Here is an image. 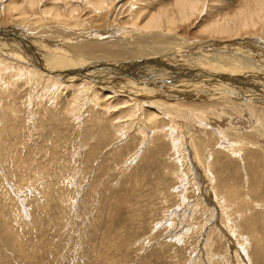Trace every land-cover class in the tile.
<instances>
[{
  "label": "rangeland",
  "instance_id": "374dc122",
  "mask_svg": "<svg viewBox=\"0 0 264 264\" xmlns=\"http://www.w3.org/2000/svg\"><path fill=\"white\" fill-rule=\"evenodd\" d=\"M88 1L0 0L6 22L0 23V29L22 30L21 38L47 41L50 53H57L58 45L86 61L83 65L93 59L141 66L146 60H161L160 50L150 51L155 56L141 54L146 51L141 44L155 33L140 26L144 18L173 6L176 0ZM260 4L264 7V0H203L191 18L182 21L178 16L162 36L184 38L179 42L190 52L184 60H198L195 66L201 67V73L194 74L208 75L214 81L212 74L217 69L210 70V62L199 60L197 56L203 53L197 55L194 49L214 42L229 46L228 41L235 38L256 37L257 42L260 37L263 41L264 8L260 10ZM245 10L258 16L254 17L259 22L238 37L206 31L222 18ZM257 44L247 48L249 59L264 65V45ZM115 45L128 50L121 48L120 56L110 54ZM134 50L135 57L130 54ZM4 62L0 60V264H264V137L253 129L257 121L247 110L246 117L235 116L229 107L231 113H226L222 128L232 141L244 135L249 149L234 156L220 151L216 139L203 136L194 125L187 134L193 149H188L182 145V131L188 127L181 117L172 119L180 126L150 119L147 116L155 109L138 105L144 102L142 96L109 92L88 77L68 83L50 73L52 82L49 76L41 78L11 66L10 60ZM153 69L160 70L158 66ZM56 80L74 87H56ZM259 82L264 85V75ZM143 83L157 87L154 79ZM207 91H181L182 98L178 95L172 102L161 95L153 100L177 103L183 109L204 108L218 117L225 111L218 104L221 99ZM126 100L131 102L125 105ZM136 104L140 106L136 116L125 111ZM263 110L261 105L254 109L264 116ZM226 137L225 143L229 141ZM234 228L238 233H233Z\"/></svg>",
  "mask_w": 264,
  "mask_h": 264
},
{
  "label": "bare ground",
  "instance_id": "6f19581e",
  "mask_svg": "<svg viewBox=\"0 0 264 264\" xmlns=\"http://www.w3.org/2000/svg\"><path fill=\"white\" fill-rule=\"evenodd\" d=\"M57 1H59V0H57ZM87 1L88 0H86V2ZM94 1H96V0H93V4H94ZM106 1H109V0H106ZM202 1L203 0H201V1L200 0H176V2L174 3L173 6L167 8V9H164V10H162L160 12L152 13L151 16H149L148 18H144L145 21L143 20V24L141 23L142 25L140 26V28L145 29V30L147 29V31H145V32H148V33L154 32L155 35L150 36V38H148V43H142L141 44V46L144 49H146L145 52L141 51V52H143L141 54H148L149 56H153V55L155 56V54L153 52H150V51H158V50H160L158 55L160 57L161 56L162 57H161V60H159V61H157V60L156 61L155 60L149 61V60L145 59L146 60V61H144L145 65L143 64L142 66L139 65V63L137 65L135 63H131V62L127 64L126 62H122V61L118 62V60H116V61L109 60L107 62L105 59H101V61H94V59H93V61L90 60L89 64L83 65L82 63H85L86 61L81 60L80 58L76 59L72 55L70 56L71 53H66L67 49H64V48H61V47L59 48V46L56 45L57 48H58L57 53H55V50L52 53H50L51 52L50 50H52V49L47 50L46 49L47 47L45 46V45H48L47 41L46 42H42L43 40L42 41H36L35 40L33 42V41H30V38H28V37L21 38L18 35L20 33H22L21 32L22 30L19 31V32H15L12 28L6 29V27H4L5 29H0V60L3 61V62L5 61L4 63H7V64H8L7 61L10 60L11 63L13 64L11 66L17 65V67L19 66L21 69L24 68V70H28V72L37 73L38 76H40L41 78H45V77L49 76L48 74L51 73V74H56L63 81H68V83L69 82L73 83L76 80H81L82 78H85V80H87L86 77H88L90 80L92 79V82L94 81V82L98 83V85H100V87H102V89H106L109 92H117V93L127 92V93L130 94V96L131 95L132 96H142L144 98V102H142V103L138 102L139 103L138 105H140V104H142L144 106L147 105L149 108L155 109L154 112L148 114L147 117H149V118L152 117L150 119L161 120L160 121L161 123L167 121L166 123L170 124L171 126H173V125L174 126H180V123H178V121H177L178 120L177 117H181V119L183 120L184 124H186V128L188 127L186 132L182 131V133L184 134V136L182 138V142L183 143L181 142L183 146L187 147L188 149H189V147L192 148V143L193 142L191 143V140L189 139V137L187 138V134H188V131H191L190 129L194 125L196 127V130H198V128H201V130L199 129V132L203 136L207 137L208 135H211L212 137H214L216 139L217 142H216L215 146L216 147L218 145L220 146V149H218V150L222 151L224 149L226 152H228L232 156L238 155L243 150L249 149L248 146H249L250 142L245 140V136L244 135H242L240 137L242 139H244L245 141L242 140L239 137H238V140L234 139L236 141H232V139H231L232 137L231 138L226 137L227 133L222 128L223 127L222 124H223V122H225V119L227 118L226 117L227 116L226 113H228V111L231 110L229 107H231V108H233V110H235V113H234L235 116H236V114H239V116H244L245 113H246L245 110H247L248 111V115L250 113L251 117L257 121V124H255L253 129L259 135L264 137V123H263V121H264L263 117L264 116H262L260 113L257 114L254 111V109H256L257 106H260V105L264 108V85H262L263 83L259 82V78L263 77V75H264V73H263L264 72V65L260 64L259 61H257V60L249 59V52H248V49H247L248 47L250 48L253 44L258 45L257 42L264 45V40L263 41H259L260 37H257V38H259L257 40V42H256V37H254L255 38L254 40L248 39L247 41H243L244 39L242 40V39L235 38L232 41H228L229 42L228 44H230L229 46H222L220 44V42H218V43L214 42L216 44H213L211 42L209 44H213V45H208V47H206V46L203 47L202 46L203 48H196V49H194V47H193L194 51L196 50V54H197V51H198L197 55H199V53H203V54H201L202 56L201 55L199 56L200 58L197 56V58L199 60H202V62H204V61L208 62V63L210 62V65L208 64L210 66L209 69L211 70V67L212 68L214 67L215 69H217V71L220 72V74L219 73L216 74L217 71H216V73L212 74V78L216 77V79H214L215 82L212 81L210 79V77H208V75H207V77L206 76L205 77L204 76L201 77V76L195 75L194 73L197 74L198 72H200L199 70L201 69V67L198 68V67L195 66L196 61H198L196 59L195 60L194 59H192V60L191 59L190 60H186L185 59L184 60L186 55H189L190 52L187 50L189 48H186L183 43H182L183 44L182 45L181 42H179L182 38L178 41L175 38L163 37L162 35L166 33V31H164V28H167V30H171L172 29V28H168V26H174L177 23V17L178 16H179V18L181 17L182 21H185V20L191 18L198 10H200V6H201ZM59 3L60 2H58V5H60ZM91 3H92V1H91ZM34 4L35 3H33L32 6H34ZM96 4H97V1H96ZM99 6L101 7L102 5H99ZM253 6H252V8H253ZM260 6H261L260 10H263L264 7L261 4H260ZM77 7H75L76 10H77ZM59 9H61V8H59ZM21 11H24V10H21ZM68 11H69V9H68ZM19 13H21V12H19ZM72 13H73V11H72ZM250 13L251 12H246V10H245L244 13L242 12L241 14L239 13V14L236 15V13H235L234 16H231V17H227L226 16L225 18H222L221 22L220 21L218 23L216 22L210 28H206V31L209 32L210 35L219 34V35H223V36L229 35V36H232V37H238V35H241L245 29H249L250 27H252L254 25L257 26V23L259 21L256 22L257 21L256 18L258 16L256 17L253 13L252 14H250ZM0 14H1L0 23H3V22L6 23L4 21V14L2 13V11L0 12ZM51 15L52 14L50 13V15H47V16H51ZM72 15L73 14H71V16ZM258 15H260V14H258ZM57 17H59V16H57ZM26 18H27V16H26ZM82 21H84V20H82ZM138 21H139V19L137 20V22ZM79 26H81V24ZM23 27H26V23H25V26H23ZM137 28H139V27H137ZM65 29H66V27H65ZM117 29H116V31H117ZM23 30L25 31L26 29H23ZM16 31H17V29H16ZM100 31H102V30H100ZM121 31H122V29H121ZM142 31H144V30H142ZM29 33H31V31ZM98 34H100V33H98ZM28 35L30 36L31 34H28ZM95 36L97 37V35H95ZM104 36L106 37V35H104ZM164 36H166V35H164ZM15 37H20V39L17 40V39H15ZM99 37H101V36H99ZM4 38L5 39H9V41H7V42L4 41L5 42L4 43L3 42ZM37 38H38V36H37ZM91 38H92V36H91ZM183 39H182V41H184ZM60 40H62V38ZM15 41H17V42H15ZM211 41H213V39ZM56 44H57V42H56ZM132 45H134V44H132ZM204 45H206V44H204ZM56 46H54V49L56 48ZM60 46H62V45H60ZM121 48L122 49H126V48H124L123 46H120V45L113 46L109 50V51H112V53H110V54L116 53L118 56H120L121 52H119V51L123 52V50ZM208 48H210V49H208ZM258 49H260V48H258ZM59 50H61V52H59ZM126 50H128V49H126ZM83 51H85V50H83ZM194 51H192V52L194 53ZM73 53H74V51H73ZM136 53L137 52H135V50H134V52L133 51L130 52V54H132L133 57H135ZM229 53H231L234 56L233 59L230 58V57H232V55L229 54ZM75 54H76V52H75ZM78 55H80V54H78ZM126 57L127 56H125V58H123V59H126ZM2 58H4V60ZM143 58H145V57H143ZM146 58H150V57H146ZM109 59H111V58H109ZM140 59L141 58H139V60ZM136 60H138V59H136ZM260 60H261V58H260ZM152 62L153 63L155 62V64H151ZM4 63H3V65L5 66ZM27 63L29 65H31L30 68L26 66ZM8 66H10V65H8ZM154 66H158L160 68V70L156 69V71L158 70V72H155L154 71L155 69H153ZM35 67H36L37 70L35 69ZM62 68H66V69H62ZM1 69H2V67H1ZM11 69H15V67L11 68ZM15 70H17V69H15ZM9 72L11 73V70ZM12 73H14L13 70H12ZM246 73H247V75H246ZM14 74H16V73H14ZM134 75H136L138 77L136 78ZM200 75H202V74H200ZM130 76H134V77L131 78ZM196 76H198V77H196ZM30 79H32V78H30ZM33 79L36 80L35 78H33ZM49 79L52 80V82H53V79L50 76H49ZM130 79L131 80L135 79V81L133 82ZM153 79H154V81H157V87L149 88L148 87L149 84L143 83V81L144 82L145 81H151ZM12 80H13V78H12ZM141 80H143V81H141ZM36 82H37V80H36ZM38 84H40V83H38ZM54 84H55L56 87L59 86L60 88L62 87L64 89H69V87L70 88L74 87V85H72V84L71 85H63L60 82H58L57 80L54 82ZM205 84H206V87H204ZM91 86H92V84H91ZM48 89H49V87H48ZM90 89H91V87H90ZM90 89H89V91H90ZM203 89H205V91L208 90L207 92L209 94L213 95V96L217 95V98H219L221 100H218L219 103L217 101L216 102L219 104V106H221L220 108L221 109L223 108L226 112L225 111L220 112V116L213 117V115L209 114L210 113L209 111H203L204 108L201 109L199 107L200 109L199 108L193 109L191 107V110H190V108L188 106V109H183L177 103L176 104H170V103L169 104H165L166 103L165 102V103L162 104L160 101H154L153 100V99H155V98H153L155 95H161V96H164V98H165V96H167V98H165L166 101H168L167 99H170L169 102H172L173 100L177 99L176 97H178V95L181 93V91L188 90L189 92L191 91L192 93H194V92H198V91L202 92ZM46 90H47V88H46ZM102 91H104V90H102ZM102 93L104 94V92H102ZM110 95H111V93H110ZM208 96H210V95H208ZM90 97H89V99H90ZM110 97H112V95ZM179 97L182 98L180 95H179ZM72 98H73V96H72ZM82 98H84V96ZM127 98H129V96ZM158 98H159V96H158ZM161 100H163V99L161 98ZM122 101H123V99H122ZM163 101H165V100H163ZM93 102H95V101H93ZM110 102H109V104H111ZM129 102H131V101L130 100H126L124 103H125V105L126 104L128 105ZM214 102H213V104H214ZM138 105L136 104L134 106V108H132L130 110L125 109V111H129V113L132 116H136L137 115V110H138L137 108L141 106V105L140 106H138ZM239 105H241L242 107H240ZM184 106L185 105H183V107ZM206 106H207V104H206ZM211 106H213V105H211ZM186 107H187V105H186ZM109 109H111V108H109ZM121 110H123V108ZM143 110H145V108ZM159 110L161 112H158ZM72 112H73V110H72ZM263 112H264V110L262 111V113ZM214 113L216 114V112H214ZM229 113H231V112H229ZM122 117H124V116H122ZM244 117H246V116H244ZM172 119H177V120L176 121H172ZM231 119L233 120V118H231ZM211 120L213 121L212 123L210 122ZM123 122H125V121H123ZM164 127H165V125H164ZM160 128H161V130H160V132H161L163 129H162V127H160ZM205 128H211L213 130H210V131L208 130V132H207V131L204 130ZM138 130H140V129H138ZM196 130L194 132H196ZM170 132L175 133L176 130H172V131L170 130ZM199 132H198V134H200ZM167 134L170 135V136L172 135L171 138L173 140L177 141V137H175L174 134H170L169 132ZM241 134L242 133H240L239 135H241ZM225 137L227 138V140H229L226 143L224 142V140L226 141ZM142 146H143V143H142ZM143 147H141V148L143 149ZM250 150H252V149H250ZM195 152H196V150H195ZM189 156H190V154L188 155V157ZM198 156H200V155H198ZM196 161H197V159H196ZM189 162H190V160H189ZM207 162H209V161H207ZM199 163H201V162H199ZM197 164H198V162H197ZM194 170H196V169L194 168ZM196 171H198V170H196ZM200 182H201V180H200ZM171 192H173V191H171ZM177 206H179V205H177ZM196 210H197V208H196ZM228 220H229V218H228ZM171 225H173V224H171ZM232 227H235V226L233 225ZM235 232H237V228L233 229V233H235Z\"/></svg>",
  "mask_w": 264,
  "mask_h": 264
}]
</instances>
